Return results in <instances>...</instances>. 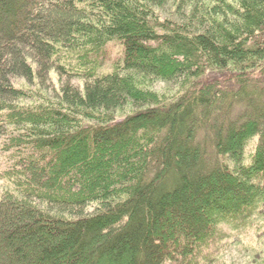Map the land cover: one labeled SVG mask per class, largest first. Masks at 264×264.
<instances>
[{
	"label": "trees",
	"instance_id": "obj_1",
	"mask_svg": "<svg viewBox=\"0 0 264 264\" xmlns=\"http://www.w3.org/2000/svg\"><path fill=\"white\" fill-rule=\"evenodd\" d=\"M2 159L4 264H264V0H0Z\"/></svg>",
	"mask_w": 264,
	"mask_h": 264
},
{
	"label": "rangeland",
	"instance_id": "obj_2",
	"mask_svg": "<svg viewBox=\"0 0 264 264\" xmlns=\"http://www.w3.org/2000/svg\"><path fill=\"white\" fill-rule=\"evenodd\" d=\"M117 53V51H116ZM53 77L56 78L55 74L52 73ZM74 82L77 84H82V81L80 79H74ZM8 166L7 162L5 159H2L0 162V173L3 169H6V167ZM8 185V180L4 177H0V193L2 190H4ZM5 251H0V261H2V263L4 264L6 262L5 259V254L8 253V249L6 250L5 248H3ZM3 252V253H2Z\"/></svg>",
	"mask_w": 264,
	"mask_h": 264
}]
</instances>
